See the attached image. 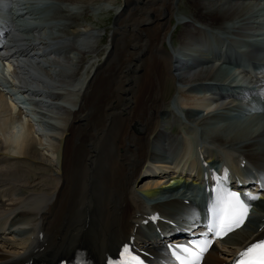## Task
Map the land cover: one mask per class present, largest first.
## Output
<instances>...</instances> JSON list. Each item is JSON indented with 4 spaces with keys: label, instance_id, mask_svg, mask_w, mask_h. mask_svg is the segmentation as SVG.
I'll return each instance as SVG.
<instances>
[{
    "label": "bare ground",
    "instance_id": "6f19581e",
    "mask_svg": "<svg viewBox=\"0 0 264 264\" xmlns=\"http://www.w3.org/2000/svg\"><path fill=\"white\" fill-rule=\"evenodd\" d=\"M85 1L66 0L64 18L61 19L69 22L66 25L68 31L61 35L41 37L37 25H31L26 34L15 30L10 34V48L15 56L13 62L19 65H12L14 72L10 80L15 86L7 88H17L21 95L34 101L31 105L35 120L41 123L25 122L27 120L18 112H13L15 105L11 99L0 92V264H60L76 255L95 264H105L130 236L140 240V228L136 224L144 216L157 212L172 224L180 222L178 217L182 213L176 207L179 204L177 199L189 201L187 193L190 189L185 186L189 180L199 184V159L212 167L224 159L231 169L245 161V165L253 167L256 173L264 172V120L256 118L258 129L253 130L251 124L233 134L231 132L244 121L233 126L223 124L202 128V120L213 110L233 111L239 104L236 95L219 97L225 89L218 91L215 84L210 83L218 81L215 75H221L224 70L207 67L206 62L204 65L194 62L193 66L183 68L180 58L171 56L175 55L177 48L168 47L173 30L170 19L177 17L174 13L180 0H162L163 7L158 16L149 13L151 18L148 17V21L145 19V23L139 22L128 28L136 31V38L140 33H147L143 43L149 39L150 33L149 44H153V51L148 57V69L136 65L134 70L102 71L107 75L103 81L97 79L100 68H103L101 62H105L108 54H115L117 41L110 40L108 44L112 47L107 46L110 51L104 54L102 61L87 60L96 55L95 41L100 32L96 31L94 35L91 25L85 24L87 22L83 19L87 14L83 10L77 15L68 13V9L78 4L88 7ZM89 1L92 0L86 3ZM238 1L193 0V4H188L191 6L189 12L196 8L193 17L188 20L180 17L179 23L175 19L182 26L179 37L183 38V46L195 47L210 41L216 44L218 37L204 32L196 22L211 27L215 21H229L224 31L223 27L219 30L228 35L234 25L242 21L240 17L249 15L243 20H253V24H242L240 28L253 29L256 33H236V36L255 40L263 45L264 50V22L259 27L254 18L257 13L248 6L251 4ZM141 3L142 0H122L120 6L110 11L116 12L120 20L124 14L137 12L136 6ZM13 4L15 6V2ZM28 15L31 14L28 12ZM31 20L34 22L33 17ZM119 20L118 27L121 25ZM121 42L120 39L118 48ZM241 42L246 45L245 41ZM143 43L135 41L137 51L129 52L124 61L135 62L141 58L145 62L142 51L147 42ZM67 49L80 54L79 62L74 64L69 60ZM82 60L90 69L86 73L82 70L85 66ZM180 68L183 71L176 72ZM10 69L8 66L6 71ZM81 70L82 74H76ZM161 75L187 89L195 85L208 88L194 93L196 99L190 101L191 105L205 112L202 114L204 118L190 119V111L183 114L175 111L176 106L182 109L181 106L189 104L177 95L183 86H175L172 96L163 100ZM256 76V73L253 78L242 76L239 72L238 78L228 77L221 82L240 84L245 88L255 84ZM110 79L117 80L113 88L107 85ZM95 89L115 96L104 103L106 116L98 126L88 123L90 118L87 117ZM238 91L241 93L242 89ZM175 124L180 128L174 132L166 131V126ZM154 149L165 155L155 153ZM192 152L198 157L194 161L188 159ZM179 161L189 165L183 190L170 188L180 183V179L174 180L175 173L169 170ZM247 167L244 172L249 171ZM169 193L175 194L174 197H169ZM255 205L260 212L244 228L214 246L203 264H227L233 252L264 236V198ZM183 222L184 219L180 223Z\"/></svg>",
    "mask_w": 264,
    "mask_h": 264
},
{
    "label": "rangeland",
    "instance_id": "374dc122",
    "mask_svg": "<svg viewBox=\"0 0 264 264\" xmlns=\"http://www.w3.org/2000/svg\"><path fill=\"white\" fill-rule=\"evenodd\" d=\"M22 1H23V3H22L23 6H25L26 8L27 7L28 8L30 7V9L33 8L32 12H33L34 17L36 18L35 23H36V25L38 27L40 26L39 27V31L41 32V37H43V36H47L48 37L49 35L50 36L61 35L63 32H67L68 31V28H67L66 25H68L69 22L67 20H65V19H64L65 21L63 19H61V18H64L63 15L65 14V12H63V11H64L65 5H67L66 0L65 1L64 0H22ZM180 1L181 2L178 5L176 13H174V14H176L177 17H172L170 19V24H172L171 26L173 27V30L171 31V34L169 35L171 46L175 45V44H179L180 41H182V39L179 37V33L182 30V26L180 24H177L175 19L176 20L178 19L177 21L179 23V18L180 17H184L186 20H188V19L192 18L193 15L196 13V8H194L191 12H189L190 11L189 8H191V6L189 7L188 4H190V3L193 4V0H180ZM86 2H87V0L85 1V4H87V6L89 5L88 7H85V5L82 6V4H78V5L74 6V8L68 9V11H69L68 13L69 14L73 13L72 15H77V14H80L82 12V10H83V12H85L87 14V16L84 17V19H83V20H85V22H87L85 24H90L91 25V29H93V31H94L93 34L94 35H96L97 32H100L99 33L100 35L102 34L101 36L98 35L99 38H97L96 41H95L96 48L98 47L97 51L95 53L96 55L94 54L95 57L93 56L94 57L93 58L92 56H90L91 58L88 57V59H87V60H90V61H92V59L93 60L94 59L101 60L103 58V56H104L103 53L105 54L106 51H110V50L107 49V46H111V44L106 43V41H107V33L109 31L110 20H111V17H112V11H110V10H114V8H117L118 6H120L122 0H92V1H89L90 3H86ZM91 2H93V3H91ZM238 3H244L245 5L251 4V6L250 5H248V6L250 8H252L255 13H257V14H254L255 16L253 15L254 18H256L255 21H258V20L263 21L261 18L264 19V0H262L260 2H254L253 0H242V1H238ZM161 4H162V0H142V3L140 5L137 4V6H136V8L138 9L137 12H134L131 15L124 14L120 18L119 23L121 25L119 27V35H118L119 37H118V40L116 42V48H117L118 51L115 50V54L113 56H110V54H108L106 56V58H105V62L104 63L101 62L103 68H100L99 71L101 73L98 74V78L97 79L103 81L102 80V79H104L103 77H107L106 73H102V71H116L118 69L122 70L124 68H129L131 70H134L138 65H140V67L144 66L143 67L144 70L148 69L149 63H150V60H149L148 57H150V54L153 51V44L151 43L152 46L149 44V40L151 38L150 37V33H149V37H148L149 39L146 41L147 43L146 42L143 43V40L147 39V38H145V37H147V33H140V35L137 36V38H136V36H135L136 31L132 32L128 28H130L131 25L137 24L139 22L142 24V22L145 19H147V21H148L149 18H151V14L148 16L149 13H152V14L154 13L153 15L158 16L159 13L162 10V7H163V5H161ZM157 6H160V7H157ZM132 8L133 7H131V9ZM132 11H134V10H132ZM245 16L240 17V19H242V21L238 22V26L239 27L236 28V31L243 30L242 28H240V27L243 26L242 24H245L247 22L252 23L253 20H250V19L249 20H243V19H246L249 15H245ZM29 21L27 20L26 21L27 23H23V25H28V24L30 25ZM218 21H215V23H213L211 27L202 26L198 22H196V25L207 29L208 32L210 33V35H212L211 30L213 29V27L214 28L221 27L222 22L224 20H218ZM83 22L84 21H82L81 24H83ZM143 23H145V22H143ZM48 33H50V34L48 35ZM119 38L121 39L122 42H121V44H119L120 47L118 48L117 45H118V41L120 40ZM137 40H140V43H143V44L146 43L145 44L146 47L142 51L144 57H146L145 58V62L142 61L141 58H137L135 62H131V61H129L130 59H128V63H127V61H124V59L128 58L129 52L131 53L132 51H135V52L137 51V47L134 45L135 41H137ZM141 40H142V42H141ZM166 41H167V37H166ZM132 42H134V43H132ZM130 44H132V45H130ZM165 46H166V43H165ZM124 48H126V49H124ZM65 52H66V55L68 56V58H69V60L71 62H73L74 64L79 62L78 60H80L79 59L80 58V54L78 55V53L76 51L67 49ZM82 61H83L82 63L85 65L84 68H82V70H83V72L85 71V73H86L90 69H88V66L86 67V61L85 60H82ZM110 62H112V63H110ZM124 62H126V63H124ZM108 63H110V64L108 65ZM104 64H105V67L103 66ZM214 67L217 68L216 65ZM137 69H139V68H137ZM82 70H81L80 73H76V74H82L83 73ZM222 70H224L223 71L224 73H222L221 75L220 74L215 75V76H217L216 78L218 80H224V79H227L228 77H230L229 76L230 73H228L227 69H222ZM161 76H162L161 77V79H162L161 82H162V85H163L162 86L163 87V91H162V96L161 97H162L163 100H166V99H169L172 96V94L174 93V91H175L174 84H176V82H173L172 80H170L168 78H165L163 75H161ZM110 80H111V82H110ZM110 80H108V82H107L108 86L113 88L114 86L117 85V80L116 79H110ZM96 83H97V80H96ZM222 83H225V82H222ZM183 88H184V90H186V88H188V87H184L183 86ZM182 91H180L181 93H178L177 95L181 96V100H186V103L190 104L191 102H193V100H191V99H196V98H193V97H195L194 94L189 93L190 94L189 95L187 93V91H184V92H182ZM109 95L110 94L109 93L107 94L105 90L96 92V89H95V91L93 93V98H92V101L93 100L94 101L91 102L89 107L87 108L88 109L87 110V117H88V119L90 118L88 120V123L89 122L91 124L93 123L96 126H98L100 124L102 118H104L106 116L105 115L106 111L103 110L104 109V103L107 102L108 99H111V98L115 97L114 95L112 97L111 96L112 94L110 96ZM105 99H106V101H105ZM189 104L185 105V106H181V108L184 109V110L191 109V111L192 110L193 111L196 110V107H195L194 104H193L194 106L191 105V104L189 105ZM192 108H194V109H192ZM203 112L204 111H202V114H203ZM184 113H187V111L184 112ZM204 114H205V112H204ZM189 118L190 119L200 120L201 118H204V117L203 116L199 117V116H197V114H193L192 113ZM212 118H214L215 120L213 119L214 121L208 122ZM249 118H250V116L248 118L245 117V116L231 117L228 114L221 112V113H219V114H217L215 116H212V117L208 116L207 118H204L202 120V124H203L202 128L205 129L207 126H209V123H216L217 125H220V126H222L223 124H226L228 126H231V125L233 126V125L237 124L238 121H244L243 122L244 124L242 123V126L240 125L239 128L234 129L231 133L233 134V132L235 133L237 131H242V129L245 126H248V125H251V124L254 126L252 128L253 130L258 129L257 119H255L257 117L250 118V119ZM95 119H97V120H95ZM203 121L205 123H203ZM179 128H180V126H178L177 124H175V125H173L171 127H167L166 126V131L174 132V130L176 131V129H179ZM43 142H44V140H43Z\"/></svg>",
    "mask_w": 264,
    "mask_h": 264
},
{
    "label": "snow or ice",
    "instance_id": "6c2138e0",
    "mask_svg": "<svg viewBox=\"0 0 264 264\" xmlns=\"http://www.w3.org/2000/svg\"><path fill=\"white\" fill-rule=\"evenodd\" d=\"M212 181L211 195L208 199L207 214L204 217L203 229L199 235L200 239L193 238L186 245H175L173 255L179 264H200L204 253L214 243V239H223L229 233L239 228L247 219L251 203L249 201L259 199V197H248L229 190L227 187L229 176L227 170L223 174H217L215 170L210 177ZM193 232V237H195ZM142 264L138 257L132 256L130 247L125 245L120 253L118 261H109L108 264ZM232 264H264V239L253 241L242 249Z\"/></svg>",
    "mask_w": 264,
    "mask_h": 264
},
{
    "label": "water",
    "instance_id": "95a60500",
    "mask_svg": "<svg viewBox=\"0 0 264 264\" xmlns=\"http://www.w3.org/2000/svg\"><path fill=\"white\" fill-rule=\"evenodd\" d=\"M115 22H116V18L113 17V18L111 19V24H110V27H111L113 30L115 29Z\"/></svg>",
    "mask_w": 264,
    "mask_h": 264
}]
</instances>
